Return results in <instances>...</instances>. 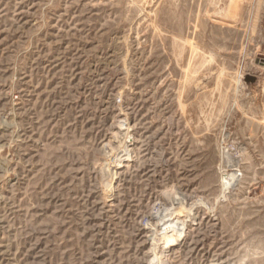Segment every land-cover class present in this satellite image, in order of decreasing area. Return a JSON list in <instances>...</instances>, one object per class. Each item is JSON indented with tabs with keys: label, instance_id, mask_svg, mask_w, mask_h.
<instances>
[{
	"label": "rangeland",
	"instance_id": "1",
	"mask_svg": "<svg viewBox=\"0 0 264 264\" xmlns=\"http://www.w3.org/2000/svg\"><path fill=\"white\" fill-rule=\"evenodd\" d=\"M0 264H264V0H0Z\"/></svg>",
	"mask_w": 264,
	"mask_h": 264
},
{
	"label": "bare ground",
	"instance_id": "2",
	"mask_svg": "<svg viewBox=\"0 0 264 264\" xmlns=\"http://www.w3.org/2000/svg\"><path fill=\"white\" fill-rule=\"evenodd\" d=\"M165 226H166V231L164 232V236L162 237L159 245L171 244V245L174 246V245H176L178 242H180L184 238L183 235H184L185 223L182 222L180 220V218H178L176 220H173V219L168 220L167 219V221H165Z\"/></svg>",
	"mask_w": 264,
	"mask_h": 264
}]
</instances>
